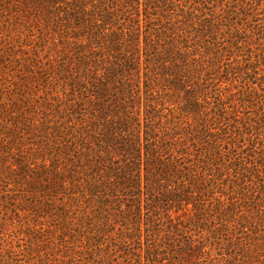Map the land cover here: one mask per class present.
I'll return each mask as SVG.
<instances>
[{
	"label": "trees",
	"instance_id": "1",
	"mask_svg": "<svg viewBox=\"0 0 264 264\" xmlns=\"http://www.w3.org/2000/svg\"><path fill=\"white\" fill-rule=\"evenodd\" d=\"M159 1L35 0L63 40L48 73L62 97L48 185L68 228L125 239L126 264H216L192 239L225 236L235 202L216 197L221 155L194 121L193 45L150 19Z\"/></svg>",
	"mask_w": 264,
	"mask_h": 264
},
{
	"label": "rangeland",
	"instance_id": "2",
	"mask_svg": "<svg viewBox=\"0 0 264 264\" xmlns=\"http://www.w3.org/2000/svg\"><path fill=\"white\" fill-rule=\"evenodd\" d=\"M158 5L150 19L179 27L193 45L194 121L221 155L216 197L235 202L225 236L192 240L216 264H264V0ZM33 8L35 0H0V264H126L125 239H85L50 193L62 97L48 73L63 40L52 39Z\"/></svg>",
	"mask_w": 264,
	"mask_h": 264
}]
</instances>
